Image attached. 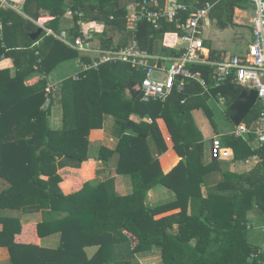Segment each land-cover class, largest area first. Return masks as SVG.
<instances>
[{
  "label": "trees",
  "instance_id": "obj_1",
  "mask_svg": "<svg viewBox=\"0 0 264 264\" xmlns=\"http://www.w3.org/2000/svg\"><path fill=\"white\" fill-rule=\"evenodd\" d=\"M64 1L74 8H84L86 2L98 12L87 16L104 21L113 30L126 32V6L121 0H24L22 12L27 18L36 20L43 15V10L55 9L54 15L58 17L63 14L60 7ZM179 1L187 5L194 3L192 6L198 8L205 3L215 4L210 18L216 21L219 29L236 26L233 23L235 8L247 10L251 7L250 0ZM27 18L11 9L0 10V60L11 59L15 71L13 78H9V71L0 72V179L6 184L0 191V248L7 249L9 262L141 264L137 261L140 256L157 250L161 264H264V250L249 242L246 221L234 214L237 197L230 202L211 196L203 198L199 190L201 180L196 179V191L190 185L195 179L193 174L197 175L193 168L201 166L202 144L194 146L193 160L191 152L187 151L190 164L181 162L167 175L161 172L152 175L145 166L155 159L150 156L145 159L142 142L123 135L131 114L143 118L151 112L149 105L136 100L139 84L133 82L136 78L141 81L143 73L135 78L132 70L134 79L126 85L129 87L132 83L133 89L127 102L129 109L124 110L126 103L123 102V109L113 115H109V97H112L109 92L118 81L115 66L102 65L85 73L80 81L67 80L60 91L62 129L49 128L50 109L42 110L46 103L44 76L60 63L77 58L78 54L54 39L43 37L38 40L41 48H33L30 34L36 27ZM161 25L155 30L140 21L134 37L142 50L154 53L156 41L173 28L164 21ZM102 45L107 48L110 44L104 39ZM213 53L211 51V60L215 59ZM83 60L89 62L87 58ZM194 69L202 72L212 88L210 69ZM33 76H43V79L38 78L35 84L26 86L25 82ZM189 85L187 82L181 95L172 96L164 109L175 106L179 115L202 109L214 125L212 112L206 105L207 98L203 100L198 96L201 90L197 86L191 96ZM244 90L228 83L211 92L214 97L221 96L231 104ZM181 100H186L184 105H180ZM159 108L154 106L152 110ZM109 116L116 124L114 135L122 140L116 151V163L112 162L114 159H110L111 153L107 150L101 152L100 158L107 164H114L118 176L129 178L131 194L110 192L114 181L106 180L96 185L84 184L80 191L64 197L57 188L61 180L57 168L77 169L86 162L88 132L102 128L103 117ZM174 137L177 147L180 141ZM190 141L187 137L186 143ZM246 148L244 153H250ZM155 186L174 192L176 202L151 209L146 197ZM226 205L231 207L230 211L225 210ZM175 207H180V213L160 214ZM7 211L40 212L41 220L33 227L23 226L19 217L6 216ZM54 234L60 235L57 249L38 246V239ZM92 247L97 250L89 256L86 249Z\"/></svg>",
  "mask_w": 264,
  "mask_h": 264
},
{
  "label": "crops",
  "instance_id": "obj_2",
  "mask_svg": "<svg viewBox=\"0 0 264 264\" xmlns=\"http://www.w3.org/2000/svg\"><path fill=\"white\" fill-rule=\"evenodd\" d=\"M157 1L159 8H163L172 2L184 4L179 0ZM138 2L140 1L121 0V4L126 6L125 22L127 15H129L133 6ZM61 3L60 9L63 10V14L61 16L57 17L54 15L55 9H46L43 10V15H40V17L34 20L27 18L23 14L22 8L24 0H0V10L11 9L17 14L29 19L35 25L36 31L30 34V39L34 42L32 45L33 48H41L40 42H38V40L43 37V39H54L67 47L69 50H72L78 54L77 58L60 63L54 68L52 72H50V74L44 76L46 81V103L42 110L49 107L50 115L48 117V125L52 130L62 129L60 91L64 82L67 80L73 79L75 81H80L82 80V77L85 76V73L90 70H97L102 65L115 66L117 79L119 82L117 81L118 83L116 82L115 87H112V90L109 92L112 96L109 97L111 100V112L109 115H113L119 109H123L121 106L123 102L126 103L124 105L126 106L124 110L127 111L129 109L127 102L131 97V90L133 89L130 87L132 83L129 87H126V85L131 82V79H134V77H132L134 76V73L135 78L136 76H139V73L144 74H142L143 78L140 79L141 81L145 77V71L143 69L135 68L127 62L115 61L100 64L99 54L93 51L97 49H119L121 47L128 46L133 40L136 41L134 37L136 31L129 30L127 27V22L125 24L126 32L123 33L118 29L113 30L110 27H107L102 20H93V18L87 16V14L96 15L98 12L96 7H93V9L89 8L88 3L86 2L83 3V6H85L84 8H74L72 4H69L66 1ZM190 4L193 5L194 3ZM184 5L188 7L189 11H193L198 8L192 5ZM212 5L213 6L210 13L215 7V4ZM250 6L251 7L247 10L235 8L233 12V23L236 24V26L233 28L219 29L216 25V21H213L210 18V13L207 19L201 22L199 27V37L203 41V46L207 53L209 62H220L227 59L228 57L243 56L247 53L248 46L252 43L253 39L251 21L254 14L251 0ZM187 16L188 14L186 13L179 15L181 20H185ZM38 19H42V21L45 20L43 27L38 25ZM110 20H112V18H110ZM161 21H164L169 25H173V28L165 32L162 37L156 41L154 53L150 54L144 50L152 57L154 62L159 64H162L165 59L178 57L183 52V45L179 40L181 32L178 30L174 21H169L162 18L158 22V27H153V29H160L162 26ZM90 26L95 27V32L93 34L91 43L93 50L91 52H81L74 47V41L80 36L79 30L81 27L86 29V27ZM38 30H41V33L35 40H33L31 35L35 34ZM242 30H245V33H242ZM115 36H117V38ZM104 39L109 41L110 45L107 48L103 47L102 45V41ZM211 51H214L213 56L215 59L213 60H211ZM217 57L218 59H216ZM83 58H87L89 62H84ZM149 62L150 64L153 63L152 61ZM95 63L98 65L93 66ZM162 65H165V63ZM195 67H206L210 69V75L212 76L213 68L209 64L189 65V69L192 72L199 73L202 76V72H200V70H195ZM1 71H9V78H13L15 76L14 66L11 59L2 58L0 60V72ZM158 75L159 77L162 76L161 74ZM38 78L41 80V78L43 79V76H33L31 79L25 82V85L29 86L35 84L38 81ZM204 79L207 81L206 78ZM136 80L137 78L134 79L133 83H141V81ZM228 83L233 84L232 81H228L219 87H222ZM195 86L199 87L197 83L190 82L188 91L190 92L191 96H194L196 89ZM208 86L210 88V95L208 96L204 94L199 87L201 91L198 96L203 100L207 98L206 105L212 112V121L214 125H212V122L208 119L202 109L192 110L186 115H179L175 106H170L168 110H165L166 105L169 104L172 96L181 95V93L174 91L164 102L152 101L145 103L141 99L138 100V95L136 100L145 106L149 105L148 107H151V110L149 109L151 112L148 115H145L143 118H140L135 113L131 114L129 116V124L123 135L127 136L128 138H133L137 142H142L141 149L145 159L148 156H150L152 159H155L154 161H151L150 164L147 163L145 166L146 171H149V173L152 175L157 174V172L167 175L173 169L178 167L181 162L184 163L185 161L184 164H188L189 160H187V158L189 157L187 155V151L191 152V157L193 160V154L195 152L194 146L196 144H202L203 155L199 164L201 166H196L193 168L197 175L193 174L195 179H192L190 185L193 187L194 191H196V179L201 180L199 190L203 198L211 196L213 198H221L230 202L232 198L236 196L237 201L234 203V214L238 215L239 217H243V220L246 221V234L249 242L251 244H253L252 241L258 242V245H253L258 246L261 250H264V163L245 164V160L253 154L263 158L264 149L256 148L252 136H249L247 139H242L233 135L236 126H234L230 121L228 112L230 106L233 103L228 104L227 101H225L221 96L214 97L212 95V89L218 88L214 86V83L212 88L209 83ZM243 89L245 90L242 92H248L251 90L247 88ZM185 101L186 100H181L180 105H184ZM154 106H159L161 108L157 109V111L152 110ZM227 112L228 115L226 114ZM200 114H202L201 117H197V115L199 116ZM258 114L259 106L256 103L247 118L242 123L250 124L255 118L258 117ZM203 116L208 120L207 122H209L212 128V137H210L206 131L207 127L206 123L202 119ZM222 117L229 121V125L224 124V129L226 130H224V132H219V129L222 128L221 125L218 124V118ZM103 120L102 128L91 129L88 132L87 161L83 162L77 169L68 166L57 168V174L61 178L60 182L57 184V188L64 197L71 196L80 191L84 184L96 185L100 182H106V180L114 181V184L110 185V192L113 191L116 195L131 194L132 185L130 184L129 178L118 176L116 174L114 164H107L100 158L101 152L107 150L112 155H110V159H114L112 162L116 163V158L118 156L116 151L117 148H119L122 140V137L119 138L114 135V132L116 131V124L113 117H103ZM174 135L180 141L177 147L175 146ZM187 137H189L191 140L190 144L186 143ZM213 138H217L221 142L223 148L222 156L218 160H213L210 155L211 141ZM246 147L249 148L250 153L248 151L247 154L244 153V149ZM106 176H108V178ZM102 177H105V179ZM42 179L46 180L45 177H42ZM5 187V182L0 179V191L4 190ZM152 197H154L153 202L150 199ZM176 200L177 196L175 193L162 186H155L146 197L147 205L151 209L169 206L170 204L175 203ZM225 210L230 211L231 207L226 205ZM178 213H180V207H175L169 212H163L160 214L165 216ZM13 214H15L14 217L20 218L21 224L23 226L33 227L41 220L40 212H28L24 214L19 213L18 211L5 212L6 216H13ZM256 224L261 225V234H257V230L252 231L255 229ZM37 244L43 249H57L60 245V235L54 234L46 238H40L37 240ZM92 250L94 251L90 253ZM96 250L95 247H92L87 248L86 252L89 256H91L96 252ZM0 264H11L9 262V254L7 249L2 247L0 248Z\"/></svg>",
  "mask_w": 264,
  "mask_h": 264
},
{
  "label": "built area",
  "instance_id": "obj_3",
  "mask_svg": "<svg viewBox=\"0 0 264 264\" xmlns=\"http://www.w3.org/2000/svg\"><path fill=\"white\" fill-rule=\"evenodd\" d=\"M253 6V18L251 21L252 43L243 56H233L220 62H209L203 41L199 37L201 22L207 19L212 4L206 3L202 7L189 11L184 4L170 3L159 8L157 0H142L136 3L132 11L127 15L126 22L129 30L136 31L140 21H145L154 28L158 27L160 19L174 21L181 32L179 40L183 45V52L178 57L165 59V65L154 62L152 57L142 50L137 41H132L126 47L109 50H93L91 43L95 27L90 26L79 30L80 36L75 39L74 47L81 52L99 54V63L123 61L133 67L143 69L145 77L139 84V95L145 103L152 101H166L175 91L184 92L187 82H195L202 92L210 95L207 81L196 72L189 69L191 64H209L212 68V78L215 87H219L228 81L237 86L255 90L257 92L258 117L250 124L242 123L235 127L233 135L237 138L247 139L252 136L256 148L264 149V0H251ZM188 14L185 20H181L180 14ZM44 21L38 19L41 27ZM149 61L153 63L150 64ZM95 63L93 66H97ZM158 74L162 76L159 77ZM223 148L217 138L211 141L210 155L213 160L221 158ZM264 163V157L256 154L245 160V164Z\"/></svg>",
  "mask_w": 264,
  "mask_h": 264
},
{
  "label": "water",
  "instance_id": "obj_4",
  "mask_svg": "<svg viewBox=\"0 0 264 264\" xmlns=\"http://www.w3.org/2000/svg\"><path fill=\"white\" fill-rule=\"evenodd\" d=\"M41 30H38L35 34L31 35V38L35 40ZM141 99L139 95L138 100ZM257 101V92L255 90H250L248 92H242L239 97L233 102L230 106L229 119L234 126L240 125L249 115L252 108L256 105ZM185 163V161H184Z\"/></svg>",
  "mask_w": 264,
  "mask_h": 264
},
{
  "label": "rangeland",
  "instance_id": "obj_5",
  "mask_svg": "<svg viewBox=\"0 0 264 264\" xmlns=\"http://www.w3.org/2000/svg\"><path fill=\"white\" fill-rule=\"evenodd\" d=\"M240 15V14H239ZM238 18V17H237ZM242 33H245V30H242ZM109 34V33H108ZM204 34H206V33H204ZM241 36H242V34H241ZM116 38H117V36H115ZM241 42V41H240ZM201 115L202 114H200L199 116L197 115V117H201ZM204 117V116H203ZM202 117V119H203V121L206 123V131H207V133H208V135L210 136V137H212V135H213V131H212V128H211V126H210V124H209V122H207L208 120L204 117L203 118ZM219 117H221V116H219ZM219 121V122H218ZM218 124H220L221 125V128L222 129H219V132H221V131H223L224 132V130H226V129H224V124H226V125H229V121H227L225 118H218ZM109 176V175H108ZM108 176H106L107 178H108ZM103 179H105V177H102ZM150 192V191H149ZM148 192V193H149ZM148 195V194H147ZM151 199V201L153 202V200H154V197H152V198H150ZM152 205H153V203H152ZM11 212H13V211H11ZM13 216H15V214H13ZM260 226L261 225H255V229L254 230H252V231H256L257 230V234H261L260 233V230H261V228H260ZM257 234H255V235H257ZM254 235V236H255ZM254 238H256V237H254ZM252 243L253 244H256V245H258L259 243L258 242H254V241H252ZM97 249V247H95V250ZM94 250H92V251H90V253H92ZM138 261V263H141V264H161V260H160V255H159V253H158V251L157 250H153L152 252H150V253H148V254H143V256H140V258L137 260ZM135 264V263H134Z\"/></svg>",
  "mask_w": 264,
  "mask_h": 264
},
{
  "label": "bare ground",
  "instance_id": "obj_6",
  "mask_svg": "<svg viewBox=\"0 0 264 264\" xmlns=\"http://www.w3.org/2000/svg\"><path fill=\"white\" fill-rule=\"evenodd\" d=\"M180 44V43H179ZM181 45V44H180Z\"/></svg>",
  "mask_w": 264,
  "mask_h": 264
}]
</instances>
